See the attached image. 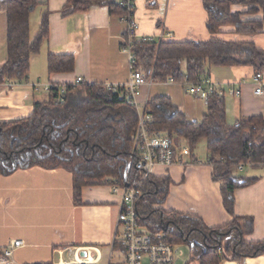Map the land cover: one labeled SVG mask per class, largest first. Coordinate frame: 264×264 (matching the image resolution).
<instances>
[{
  "label": "trees",
  "instance_id": "1",
  "mask_svg": "<svg viewBox=\"0 0 264 264\" xmlns=\"http://www.w3.org/2000/svg\"><path fill=\"white\" fill-rule=\"evenodd\" d=\"M110 0H67L65 17L87 13L93 6H108L112 15L124 16L127 11ZM39 6L38 0H0V12L8 19V59L0 67V85L27 83L30 60L41 52L50 33L49 14L42 18L34 40L30 38V15ZM263 13V21L245 22L243 12ZM208 14L207 31L215 36L222 27H234L237 35H255L264 27V0H203ZM125 39L130 35L127 32ZM128 49V45L124 46ZM136 67H142L154 84L174 82L198 84L211 79L209 68L252 67L264 71V50L253 42H236L220 38L207 41L137 42L131 48ZM73 55H50L49 73H72ZM63 101L54 87L46 102H37L33 114L9 123L0 122V177L34 167L64 169L73 175L74 204L81 206L85 186L110 183L124 186L139 184L136 200L139 224L149 232H165L166 241L185 244L191 258L187 264H222L245 258L264 256V241L249 242L241 220L235 217L224 227L209 228L193 215L165 212L171 182L169 179L144 174L131 168L134 157L138 114L128 99L125 88L109 89L101 84L67 85ZM153 121L151 132H162L175 142L186 140L191 156L205 141L214 180L222 182L225 208L234 214V192L246 188L256 179L237 175L240 166L264 168V117L242 118L234 125L227 122L224 94L213 91L208 96L206 111L200 122L189 121L171 99L160 96L151 100ZM252 227V226H251Z\"/></svg>",
  "mask_w": 264,
  "mask_h": 264
},
{
  "label": "crops",
  "instance_id": "2",
  "mask_svg": "<svg viewBox=\"0 0 264 264\" xmlns=\"http://www.w3.org/2000/svg\"><path fill=\"white\" fill-rule=\"evenodd\" d=\"M38 1L39 6L30 15V38H36L46 13L49 14V37L40 54L30 60L27 83L0 85L1 123L30 117L35 103L49 100L50 92L44 89L47 86L72 85L82 77L88 84L122 88L130 79L131 53L124 48L127 26L119 16L111 14L108 6H93L87 13L65 17L62 10L67 0ZM135 4L140 37L157 42L163 33H170L176 42L220 38L253 42L264 50V27L255 35H237L231 26L220 28L218 35H211L206 28L208 14L203 0H136ZM232 9L243 12L245 22L263 21L262 12L247 14V8L241 6ZM7 21V14L1 11L0 67L8 59ZM50 55H73L74 71L50 75ZM209 71L214 89L224 94L228 124L234 125L250 116L264 117V96L254 95V68L212 66ZM37 85L42 89L36 90ZM237 91L241 92L240 96L235 95ZM160 96L169 97L189 121L200 122L206 111L204 101L189 95L185 84L174 82L146 85L139 100L149 103ZM176 145L188 146L184 139ZM182 159L183 164L171 168L158 166L151 174L171 182L169 196L161 209L197 216L209 228L224 227L235 217L251 219L252 227L250 220L240 221L245 240L264 241V168L239 169V177L256 181L235 190L232 215L224 205L222 182L214 180L208 151L205 160L198 158L197 148L192 156ZM116 186L110 181L85 186L83 204L76 206L73 175L64 169L34 167L0 177V250L11 241L21 239L25 246L14 253L18 264H58L74 258L77 250L80 256L85 252L86 256L82 257H97L100 263L106 251L108 264L117 251V220L122 204V194L114 192ZM222 264H264V256Z\"/></svg>",
  "mask_w": 264,
  "mask_h": 264
},
{
  "label": "built area",
  "instance_id": "3",
  "mask_svg": "<svg viewBox=\"0 0 264 264\" xmlns=\"http://www.w3.org/2000/svg\"><path fill=\"white\" fill-rule=\"evenodd\" d=\"M136 0H120L119 4L127 13L120 17V21L127 26V32L130 39L126 40V45L131 53V48L137 42H149L154 39L150 37L139 36V23L135 18ZM170 33L160 35L159 42L172 41ZM130 79L122 87L127 91L128 99L135 107L138 114V129L134 143V157L131 162V168L140 170L144 174V179L153 173L155 167L162 166L171 168L175 165L183 164L182 157H190L191 151L189 146L179 148L175 140L166 133L151 132L150 125L153 121L152 112L148 103L140 102L142 90L146 85L152 82L147 78L142 67H136L134 56L131 53ZM255 84L254 95L264 96V77L263 73H255L253 77ZM172 82V81H171ZM84 83L82 77H79L72 84L73 86ZM189 95L204 101L207 105L208 96L213 91L211 79H205L198 84H185ZM107 88L116 89V87L106 86ZM36 90H41L42 86L37 85ZM45 91L51 92L53 87L47 86ZM59 98L57 103L63 101V96L68 91V86L58 87ZM232 94V93H231ZM235 95L240 96L241 92L237 91ZM240 170L243 166H240ZM138 186H130L128 179L124 186L114 187V192L122 194V204L117 220L116 246L118 253L123 258L122 264H174L177 245L170 244L166 241L165 232L153 234L139 224L138 210L136 200L138 197ZM25 246L21 239L11 241L5 248L0 250V264H18L14 259L16 250ZM113 256V254H112ZM112 256L109 263L112 262ZM97 257H82L80 251L74 253V258L61 260L58 264H100Z\"/></svg>",
  "mask_w": 264,
  "mask_h": 264
},
{
  "label": "rangeland",
  "instance_id": "4",
  "mask_svg": "<svg viewBox=\"0 0 264 264\" xmlns=\"http://www.w3.org/2000/svg\"><path fill=\"white\" fill-rule=\"evenodd\" d=\"M197 155L200 160H205L207 157V147H206V142L202 141L198 146H197ZM177 253L175 255V263L174 264H187L190 261L191 258V251L190 248L185 245H177L176 249ZM109 256V255H108ZM106 251L104 252V260L100 264H106L107 263V257ZM123 263V258L120 256L118 253V250L113 254L112 256V262L111 264H122Z\"/></svg>",
  "mask_w": 264,
  "mask_h": 264
},
{
  "label": "water",
  "instance_id": "5",
  "mask_svg": "<svg viewBox=\"0 0 264 264\" xmlns=\"http://www.w3.org/2000/svg\"><path fill=\"white\" fill-rule=\"evenodd\" d=\"M81 254H82V256H86V253L85 252H82Z\"/></svg>",
  "mask_w": 264,
  "mask_h": 264
}]
</instances>
